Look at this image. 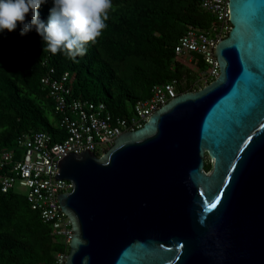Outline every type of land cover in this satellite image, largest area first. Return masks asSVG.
<instances>
[{
    "label": "water",
    "instance_id": "obj_1",
    "mask_svg": "<svg viewBox=\"0 0 264 264\" xmlns=\"http://www.w3.org/2000/svg\"><path fill=\"white\" fill-rule=\"evenodd\" d=\"M228 11L214 80L57 161L65 264H264V0Z\"/></svg>",
    "mask_w": 264,
    "mask_h": 264
},
{
    "label": "trees",
    "instance_id": "obj_2",
    "mask_svg": "<svg viewBox=\"0 0 264 264\" xmlns=\"http://www.w3.org/2000/svg\"><path fill=\"white\" fill-rule=\"evenodd\" d=\"M200 1L112 0L102 35L75 59L48 52L34 27L24 35L20 27L0 33V150L15 148L18 137L36 131L47 132L53 142L63 139L53 101L40 85L50 70L52 77L73 73V97L103 102L120 117L132 113L135 101L149 98L153 84L190 79L174 60V45L187 27L209 25ZM51 8L47 0L38 10L45 24ZM204 168H210L208 159ZM50 231L22 193L0 190V264H51L61 243Z\"/></svg>",
    "mask_w": 264,
    "mask_h": 264
},
{
    "label": "built area",
    "instance_id": "obj_3",
    "mask_svg": "<svg viewBox=\"0 0 264 264\" xmlns=\"http://www.w3.org/2000/svg\"><path fill=\"white\" fill-rule=\"evenodd\" d=\"M200 9L211 17L209 25L204 29L187 27L174 45V60L188 70L191 78L183 76L153 84L149 98L135 101L128 117L113 116L103 102L73 97L75 75L69 71L52 77L50 70V74L40 79L41 88L53 101L57 125L64 131V137L53 142L44 131L25 133L18 137L15 148L1 149L0 190L3 193L17 192L15 188L25 190L23 195L30 208L39 213L50 228V235L61 243L51 264H65L72 236L70 221L57 199L58 194L69 193L72 184L67 179H54L59 174L57 161L68 153L86 150L100 156L118 135L142 127L157 109L183 93L180 91L186 87L198 90L218 76L213 51L231 27L228 0H201Z\"/></svg>",
    "mask_w": 264,
    "mask_h": 264
},
{
    "label": "clouds",
    "instance_id": "obj_4",
    "mask_svg": "<svg viewBox=\"0 0 264 264\" xmlns=\"http://www.w3.org/2000/svg\"><path fill=\"white\" fill-rule=\"evenodd\" d=\"M47 0H0V33L20 27L21 35L33 27L52 55L64 52L70 59L85 55L107 27L112 0H52L47 23L39 9ZM30 15V22L27 20Z\"/></svg>",
    "mask_w": 264,
    "mask_h": 264
},
{
    "label": "rangeland",
    "instance_id": "obj_5",
    "mask_svg": "<svg viewBox=\"0 0 264 264\" xmlns=\"http://www.w3.org/2000/svg\"><path fill=\"white\" fill-rule=\"evenodd\" d=\"M15 191H17V192H20V193H25V190H23V189H19V188H15Z\"/></svg>",
    "mask_w": 264,
    "mask_h": 264
},
{
    "label": "flooded vegetation",
    "instance_id": "obj_6",
    "mask_svg": "<svg viewBox=\"0 0 264 264\" xmlns=\"http://www.w3.org/2000/svg\"><path fill=\"white\" fill-rule=\"evenodd\" d=\"M209 161V160H208ZM209 167H210V165H209Z\"/></svg>",
    "mask_w": 264,
    "mask_h": 264
},
{
    "label": "bare ground",
    "instance_id": "obj_7",
    "mask_svg": "<svg viewBox=\"0 0 264 264\" xmlns=\"http://www.w3.org/2000/svg\"><path fill=\"white\" fill-rule=\"evenodd\" d=\"M208 174V173H207Z\"/></svg>",
    "mask_w": 264,
    "mask_h": 264
},
{
    "label": "snow or ice",
    "instance_id": "obj_8",
    "mask_svg": "<svg viewBox=\"0 0 264 264\" xmlns=\"http://www.w3.org/2000/svg\"><path fill=\"white\" fill-rule=\"evenodd\" d=\"M214 206V205H213Z\"/></svg>",
    "mask_w": 264,
    "mask_h": 264
}]
</instances>
